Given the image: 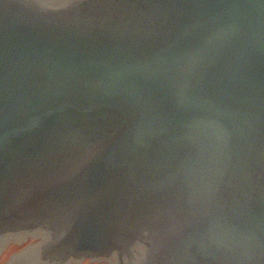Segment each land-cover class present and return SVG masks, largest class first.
Listing matches in <instances>:
<instances>
[{
	"label": "water",
	"instance_id": "water-1",
	"mask_svg": "<svg viewBox=\"0 0 264 264\" xmlns=\"http://www.w3.org/2000/svg\"><path fill=\"white\" fill-rule=\"evenodd\" d=\"M8 264H264V0H0Z\"/></svg>",
	"mask_w": 264,
	"mask_h": 264
},
{
	"label": "flooded vegetation",
	"instance_id": "flooded-vegetation-1",
	"mask_svg": "<svg viewBox=\"0 0 264 264\" xmlns=\"http://www.w3.org/2000/svg\"><path fill=\"white\" fill-rule=\"evenodd\" d=\"M32 240L28 239L26 241H23L21 243H16V242H9L5 243V245L0 246V264H8V261L10 257L17 251H19L21 248L26 246L28 242ZM69 264H97L95 262H90L88 259H85L81 262H70Z\"/></svg>",
	"mask_w": 264,
	"mask_h": 264
}]
</instances>
